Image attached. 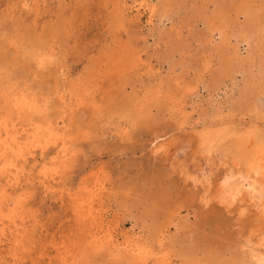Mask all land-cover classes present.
Segmentation results:
<instances>
[{"label":"rangeland","instance_id":"obj_1","mask_svg":"<svg viewBox=\"0 0 264 264\" xmlns=\"http://www.w3.org/2000/svg\"><path fill=\"white\" fill-rule=\"evenodd\" d=\"M22 1L0 0V138L25 150L0 170L26 168L0 174V264H238L254 220L203 208L152 146L190 142L193 170L264 142V0Z\"/></svg>","mask_w":264,"mask_h":264},{"label":"bare ground","instance_id":"obj_2","mask_svg":"<svg viewBox=\"0 0 264 264\" xmlns=\"http://www.w3.org/2000/svg\"><path fill=\"white\" fill-rule=\"evenodd\" d=\"M36 4L37 0H23L21 3L22 8L24 9H31ZM141 8H145L149 11L151 20L157 14V10L154 7H151L149 4H142ZM227 121L228 119L219 120L221 123H225ZM43 128L46 130V133L51 135V137L56 140H61L63 145L61 155L63 159L69 160L74 156L72 146H70L66 137H61L58 130H55L53 126L48 124L44 127L38 126L37 131L43 133ZM6 135L9 136L7 138L8 140L4 141L3 139L6 138H3V142L0 138V161L6 160L9 153H12L14 156H16L15 158L17 161L20 162L21 155L23 156V152H25V150H20L23 147H21L22 144H20L18 133L12 134L8 132ZM158 136L155 137V142H153V155L157 156L164 154L166 156L168 165L171 167L173 172H178L186 182H189L198 190V200L203 208L213 207L219 212H234L238 216L239 220H254L255 225L249 229L246 236H244L240 242L238 252L234 255L236 259L235 261L238 264H264V142L258 144L254 143L255 141L252 139H242L230 149L228 148V150L225 151L226 153L220 157H207L204 160V164H201V162L195 169L190 170L188 165L189 163L187 164V161L184 159V157L186 155V149L190 147L191 143H180L172 148L170 142L166 143L164 141H160ZM24 162H27V158L25 157ZM12 164L14 165L15 163L12 162ZM12 164H9L10 167ZM17 164H15V169L17 172L13 176V173L10 174L11 170H0L3 180L7 182V185L11 188H16L19 186L21 183V176L25 175L26 168L23 167L25 164H23L22 167H19ZM219 167H223L224 169L221 175H219L220 177L217 178V168ZM3 180H0V182ZM5 188L6 187H4V189ZM4 196L5 191H3V188L1 187L0 200H2ZM4 213L5 211L2 208V204H0V215ZM0 221H2V219H0ZM140 221L138 220V222ZM17 223L15 225L18 229ZM3 233L4 232L2 230V235ZM122 237L125 238L128 247L133 249L138 247L137 250H139L137 237L128 236L125 234L122 235ZM118 242L119 236L118 238L111 237V243ZM145 249H141L139 251L141 254L148 255L150 251ZM166 264H172L169 254L166 256Z\"/></svg>","mask_w":264,"mask_h":264}]
</instances>
